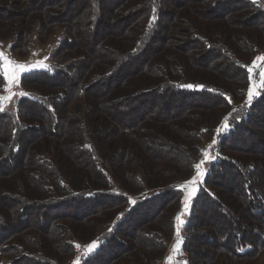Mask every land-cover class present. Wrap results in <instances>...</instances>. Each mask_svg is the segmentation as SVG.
<instances>
[{"label":"trees","instance_id":"16d2710c","mask_svg":"<svg viewBox=\"0 0 264 264\" xmlns=\"http://www.w3.org/2000/svg\"><path fill=\"white\" fill-rule=\"evenodd\" d=\"M32 35L54 43L0 102V264H162L176 238L188 264H264V5L0 0V42L30 59Z\"/></svg>","mask_w":264,"mask_h":264},{"label":"rangeland","instance_id":"374dc122","mask_svg":"<svg viewBox=\"0 0 264 264\" xmlns=\"http://www.w3.org/2000/svg\"><path fill=\"white\" fill-rule=\"evenodd\" d=\"M255 1L264 5V0H255ZM53 43H54V38L50 39L45 45H40L35 40V37L32 35L31 40H30V44H29L30 50H31V58L30 59L27 57L26 58H20L17 55L11 53L5 47V45L2 42H0V52H4L5 55L8 58H10L11 60H14L19 64H24L29 69L28 71H32V70L42 71V70H45V68H46V61L48 60L50 48L52 47ZM45 58H47V59H45ZM257 59H258V57L249 66V68H252L253 71L251 73L252 80H251V85L248 89V92L251 88L254 93L258 94V92L260 90H262V88L260 87V80H261V73H264V69H263L261 61H259ZM37 61L42 62L43 66H41L40 64H37ZM25 72H27V71H25ZM25 72H22L20 74V76L22 74H24ZM248 92H247V98H248ZM257 94H254L253 98L255 96H257ZM5 96L6 95H3V97H5ZM6 102H7V100H3V103H6ZM196 175H197V172L193 175V177H195ZM201 180H202V177L199 179V181L197 182L196 185H189V184H186V182L181 185L182 191H183L182 212H183L184 216L187 215L188 210H189V205H190L191 201L194 199L197 190L191 196V199L189 200V204H188L187 208H185V206H184V200L188 196L189 192H191L192 187H195L196 189H198V184ZM183 221H184V217L180 218L179 228L182 227ZM174 249H178V251H174ZM86 252H88V249L84 251V254H86ZM88 254H90V253L88 252ZM170 258H171V260H170ZM169 261H170V264H188L187 259H186V255L182 251V241L180 238H176V240L172 243L171 248L167 252V256L165 258V264H169Z\"/></svg>","mask_w":264,"mask_h":264},{"label":"snow or ice","instance_id":"6c2138e0","mask_svg":"<svg viewBox=\"0 0 264 264\" xmlns=\"http://www.w3.org/2000/svg\"><path fill=\"white\" fill-rule=\"evenodd\" d=\"M47 59V58H45ZM37 64L42 65V62L37 61ZM29 69L24 65V64H19L14 60H11L10 58H8L4 52H0V74L3 75L4 80L7 82V84L9 85V87L6 89V91H8L10 93L9 96L7 97H0V102H2L3 100H10L12 95H15L14 93H12V85H18L20 82V74L22 72L28 71ZM253 69L249 68L248 72H249V79H252L251 73H252ZM187 87H193L192 85H187ZM202 87V86H201ZM260 87L264 88V73H261V80H260ZM253 90L250 88L249 92H248V103H251V100L254 96ZM19 95L24 96L27 95L26 93H19ZM0 111H3V105L0 104ZM225 127H227V124L225 125ZM213 144H215V140L213 141ZM205 157H208V153H204ZM196 171H197V175L195 177H193L190 181H187L186 184L189 185H196L197 182L199 181V179L204 175L202 169H201V164H196L195 165ZM196 188L192 187L191 192H189L188 196L185 198L184 200V206L185 208L188 207L189 204V200L191 199V196L196 192ZM130 203H135V201L130 200ZM183 214V213H182ZM181 214V215H182ZM121 216L123 214H120ZM176 219L179 221L180 220V216H177ZM177 234L179 235V230L177 231ZM98 241H94L91 245L88 246V252L91 253L95 247L97 246ZM77 247H79L77 245ZM174 251H178V249H174ZM171 260V258H170ZM75 264H79V261H76ZM170 264V261H169Z\"/></svg>","mask_w":264,"mask_h":264},{"label":"built area","instance_id":"2783aa9c","mask_svg":"<svg viewBox=\"0 0 264 264\" xmlns=\"http://www.w3.org/2000/svg\"><path fill=\"white\" fill-rule=\"evenodd\" d=\"M162 264H165V262L163 261V263Z\"/></svg>","mask_w":264,"mask_h":264}]
</instances>
